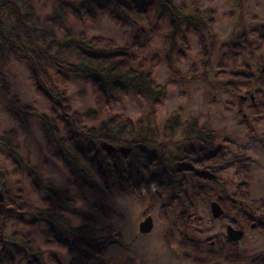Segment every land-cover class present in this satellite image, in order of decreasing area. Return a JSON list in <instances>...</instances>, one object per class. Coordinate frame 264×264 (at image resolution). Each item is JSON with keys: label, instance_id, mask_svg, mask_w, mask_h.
<instances>
[{"label": "trees", "instance_id": "1", "mask_svg": "<svg viewBox=\"0 0 264 264\" xmlns=\"http://www.w3.org/2000/svg\"><path fill=\"white\" fill-rule=\"evenodd\" d=\"M244 1L233 0L240 6ZM50 7L51 13L39 26L28 0H0V52L5 48L8 57L24 65L48 114H39L29 106L20 108L16 101L9 100L1 72L0 96L12 108L9 114L19 128L24 129L28 117L35 119L47 148L67 172L64 185H44L24 164L16 131L0 134V154L11 165V174L25 171L31 192H43L44 205L38 208L23 201L19 189L13 194L6 170L0 168V264H60L53 255L44 260L35 249L36 233L44 247L79 255L80 260L69 264H87L115 240L109 225L98 227L88 215L74 212L77 225L68 218L77 203L86 204V194H126L142 203L147 197L163 204L183 203L191 210L190 199L208 193V185L216 179L214 169L222 160L220 149L213 150V132L197 126L194 119L180 125L174 112L170 122L157 130L148 114L133 122L105 112L98 126L86 127L83 119L95 118L97 111H72L65 91L71 82L88 84L96 110L102 111L109 102L127 94L151 100L154 106L164 95L132 46L120 47L108 39L87 37L82 31L71 30L69 19L83 23L108 18L125 26L148 23L156 13L158 24L168 20L173 45L177 37L186 38L192 25H199L195 16L183 15V6H176L173 0H51ZM246 46V39L240 36L222 50L233 55ZM178 129H183L180 141L175 139ZM154 183L155 191L151 192ZM142 187L146 189L144 196L139 194ZM163 194L169 198L167 202ZM97 211L106 219L112 214L108 207ZM9 227L17 229L8 231ZM179 245L194 246L188 240Z\"/></svg>", "mask_w": 264, "mask_h": 264}, {"label": "rangeland", "instance_id": "2", "mask_svg": "<svg viewBox=\"0 0 264 264\" xmlns=\"http://www.w3.org/2000/svg\"><path fill=\"white\" fill-rule=\"evenodd\" d=\"M43 1L28 0L39 26L51 13V0L47 4ZM173 3L183 6V15H193L199 22V25L186 29V38L174 39L173 45L169 41L168 20L158 24L156 13L150 16L148 23L125 26H118L108 18L83 23L68 20L71 30L82 31L87 37L108 39L120 47L132 46L138 58L143 60L145 69L151 73L154 84L163 88L164 95L157 105L154 106L151 100L127 94L120 100L109 102L103 111L96 110L90 87L82 82L69 83L65 88L66 95L72 111H97L95 118L82 121L84 126L91 128L105 119V112L133 122L148 114L157 130L170 122L174 112L180 125L194 119L197 126L213 132V150L220 149L221 164L214 169L216 179L208 185V193L190 199L191 210L183 203L169 205L159 200L152 202L147 197L142 203L126 194L110 197L86 194V204L77 203L68 218L77 225L74 212L88 215L98 227L109 225L115 240L106 246L101 256L92 258L87 264H198L199 259H205L204 250L209 247L208 241L213 234L222 232L223 222L212 219L209 210V203L216 194L239 193L241 198L264 200V78L260 75L264 62V0H245L241 6L233 0H173ZM240 36L246 39L248 46L237 54L225 53V45ZM2 50L0 72L8 87V99L16 101L20 108L29 106L37 113L47 115V106L35 93L24 65L8 57L5 48ZM232 86L235 89L230 90ZM252 91L258 96L263 111L260 117L254 118V123L245 124L238 121L240 118L236 115L237 96ZM10 110L12 108L0 96V134L15 130L24 164L34 170L44 185H64L67 172L47 148L35 119L28 117L24 129H21L10 116ZM246 128L253 133L245 131ZM182 131L175 132L176 140H181ZM237 151L252 158L250 166L240 174L236 173L235 166L228 164L237 156ZM0 168L6 170L8 187L13 194L19 189L23 201L34 207H44L41 202L43 192H31L25 171L13 176L12 167L3 154H0ZM150 189L155 191V183ZM139 194L146 195V189L142 187ZM161 196L164 202L169 200L165 194ZM101 207H108L112 212L108 219L98 213L97 208ZM146 216L151 217L153 227L149 233L141 235L138 225ZM14 229L17 228L9 227L8 231ZM257 239L260 235L247 229L246 238L237 245L238 250L250 254L258 251ZM183 240L194 246H180ZM34 242L44 260L50 255L55 256L60 264L80 260L79 255L65 249L44 247L38 233ZM215 262L225 264L221 260Z\"/></svg>", "mask_w": 264, "mask_h": 264}, {"label": "flooded vegetation", "instance_id": "3", "mask_svg": "<svg viewBox=\"0 0 264 264\" xmlns=\"http://www.w3.org/2000/svg\"><path fill=\"white\" fill-rule=\"evenodd\" d=\"M263 63L260 68L262 75L264 74V70H262ZM244 87L248 88V86ZM229 88L230 90L231 88L235 89L233 86ZM257 98L258 96L253 91L245 93L243 96H237L239 106L236 110V115L240 118L238 121L245 124L254 123V118L260 117L263 108L258 103ZM244 130L250 134L253 133L249 128ZM262 143L264 149V140H262ZM236 154L237 156L228 164L230 167L235 166L236 173L240 174L245 168L250 166L252 158L238 151ZM243 184L247 185L248 183L244 182ZM214 198L209 203V210L212 202H215L221 208V215L217 218H213L211 215V218L223 222L222 232L218 234L219 236L213 234L208 241L209 247L205 248L203 246L206 256L205 259L198 258L200 261L198 264H217L218 262L216 263L215 260H221L225 264H264V200L241 198L239 193L228 196L221 193L216 194ZM256 202H258V205L255 204ZM229 229L231 230L230 234L228 233ZM247 229L260 235V239H257L259 250L251 254L241 249L238 250L237 247L238 243L246 238ZM239 232L242 236L238 240L234 241L228 238H236ZM205 242L203 241V243Z\"/></svg>", "mask_w": 264, "mask_h": 264}, {"label": "water", "instance_id": "4", "mask_svg": "<svg viewBox=\"0 0 264 264\" xmlns=\"http://www.w3.org/2000/svg\"><path fill=\"white\" fill-rule=\"evenodd\" d=\"M262 70H264V63H263ZM210 212H211V215H212L213 218H217V217H219L221 215L222 210L219 207V205H217L215 202H212L210 204ZM152 227H153V224H152L151 217L146 216L145 219L142 222L139 223L138 232L141 235L147 234V233H149L152 230ZM230 232H231V230L229 229L228 233L230 234ZM241 236H242V234L239 232L238 236L236 238H230V237H228V238L231 239V240L236 241Z\"/></svg>", "mask_w": 264, "mask_h": 264}]
</instances>
